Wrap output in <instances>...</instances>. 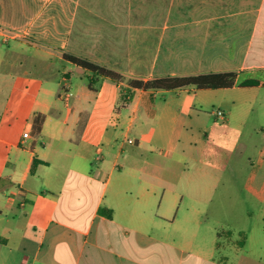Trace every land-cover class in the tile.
I'll use <instances>...</instances> for the list:
<instances>
[{"label":"crops","instance_id":"0c3cea01","mask_svg":"<svg viewBox=\"0 0 264 264\" xmlns=\"http://www.w3.org/2000/svg\"><path fill=\"white\" fill-rule=\"evenodd\" d=\"M71 1H49L70 16L60 38L44 0H0V264H226L194 239L234 188L202 179L211 144L233 149L264 91V0ZM64 53L144 80L238 74L231 88L135 89L122 106L119 85L89 88ZM244 187L264 204V131Z\"/></svg>","mask_w":264,"mask_h":264},{"label":"rangeland","instance_id":"374dc122","mask_svg":"<svg viewBox=\"0 0 264 264\" xmlns=\"http://www.w3.org/2000/svg\"><path fill=\"white\" fill-rule=\"evenodd\" d=\"M49 1L44 0V6L48 7L43 15L44 21L47 22L46 25L56 26L59 30L56 35L62 38L63 33L66 32V25L70 16L67 12L64 15L54 13L50 10L52 4ZM59 2H61V7H66L71 5L72 1L59 0ZM33 8H35V5L29 3V10ZM52 33L51 29L45 31V35H48V37ZM55 65L56 62L53 66ZM48 85L54 87L50 83ZM55 85L57 88L60 87L59 84L55 83ZM263 95L264 91H261L255 98L252 112L249 114L241 135L237 139L236 146L227 150L211 144L213 147L211 161L217 166L216 168H211L205 165L206 174L202 179L203 182L222 183L229 180L234 191L229 192V196L226 198L227 203L223 200V191L216 192L219 195L218 200L214 201L213 204L215 205L206 208L211 213L208 215L207 222L198 237L194 239V242L200 245L204 253H213L216 259H227L226 264H264V204L244 187L250 162L255 161L262 141V132L264 130L260 129L262 131L255 132L253 129L255 126L262 125L264 128V116L260 107ZM202 97L208 104L206 108L208 115L202 117L203 124L220 133L224 128V123L211 113L213 109H218L217 104L214 102L215 99H212L213 94H203ZM223 201L226 206L222 205ZM218 232L221 247L216 250L214 245L218 240ZM247 236L248 239L246 241ZM241 240H244V243L246 241V245L239 246L238 243ZM183 258L184 262L193 263L191 255H184ZM210 261L203 260L199 264H212Z\"/></svg>","mask_w":264,"mask_h":264},{"label":"trees","instance_id":"16d2710c","mask_svg":"<svg viewBox=\"0 0 264 264\" xmlns=\"http://www.w3.org/2000/svg\"><path fill=\"white\" fill-rule=\"evenodd\" d=\"M64 61L73 63L74 65L89 72L88 86L93 89V84L96 80L105 78L114 81L120 88V100L122 106L130 102L133 91L135 89L142 90H174L187 86H193L196 89H223L231 88L235 85L237 79V72H210L197 75L186 76H166L152 79H140L127 77L121 72L106 67L104 65L93 62L87 58L64 53L62 55ZM256 80H246L242 82L241 86L256 85ZM38 122V120H37ZM37 160L34 159L31 172L34 171ZM245 240V236H244ZM244 240H241L238 245L242 246Z\"/></svg>","mask_w":264,"mask_h":264},{"label":"built area","instance_id":"2783aa9c","mask_svg":"<svg viewBox=\"0 0 264 264\" xmlns=\"http://www.w3.org/2000/svg\"><path fill=\"white\" fill-rule=\"evenodd\" d=\"M215 114L221 118V119H224L225 115H224V112L220 109H217L214 111ZM30 137V131L29 130H26L23 132V138H29Z\"/></svg>","mask_w":264,"mask_h":264}]
</instances>
